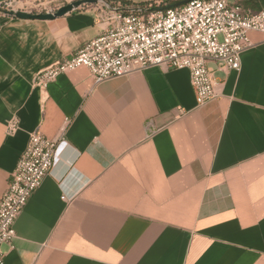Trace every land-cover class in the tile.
<instances>
[{"label": "crops", "instance_id": "1", "mask_svg": "<svg viewBox=\"0 0 264 264\" xmlns=\"http://www.w3.org/2000/svg\"><path fill=\"white\" fill-rule=\"evenodd\" d=\"M103 1L46 21L0 12V199L30 134L57 142L5 264H264V34L203 105L186 69L94 85L80 67L33 86L109 28L108 7L177 2Z\"/></svg>", "mask_w": 264, "mask_h": 264}, {"label": "built area", "instance_id": "2", "mask_svg": "<svg viewBox=\"0 0 264 264\" xmlns=\"http://www.w3.org/2000/svg\"><path fill=\"white\" fill-rule=\"evenodd\" d=\"M242 1L191 0L162 11L152 5L108 7L109 28L71 58L40 71L33 86L44 90L58 75L80 67L89 70L94 85L150 68L186 69L196 102L203 105L217 98L216 72L238 71L241 55L253 47L250 33L264 34V9H244ZM18 127L13 118L7 132L13 134ZM56 152L55 140L30 134L0 199V264H5L3 247L15 238L18 215L53 169Z\"/></svg>", "mask_w": 264, "mask_h": 264}, {"label": "water", "instance_id": "3", "mask_svg": "<svg viewBox=\"0 0 264 264\" xmlns=\"http://www.w3.org/2000/svg\"><path fill=\"white\" fill-rule=\"evenodd\" d=\"M191 0H180L176 3L166 5L163 7H159L158 10H168L171 8L179 7L184 4H187ZM97 0H77L70 4H67L61 8H59L55 12H47V13H38L32 14L24 11H14V10H1L0 12L3 13L7 17L17 18V19H24V20H55L57 18L63 17L66 14L73 12L74 10L79 9L83 5L87 4H96Z\"/></svg>", "mask_w": 264, "mask_h": 264}, {"label": "rangeland", "instance_id": "4", "mask_svg": "<svg viewBox=\"0 0 264 264\" xmlns=\"http://www.w3.org/2000/svg\"><path fill=\"white\" fill-rule=\"evenodd\" d=\"M77 0H10L0 7L1 10H14V11H24L32 14L38 13H47V12H55L59 8L70 4ZM103 0H97L96 4H87L83 5L80 8L87 7L90 5H102ZM79 8V9H80Z\"/></svg>", "mask_w": 264, "mask_h": 264}, {"label": "trees", "instance_id": "5", "mask_svg": "<svg viewBox=\"0 0 264 264\" xmlns=\"http://www.w3.org/2000/svg\"><path fill=\"white\" fill-rule=\"evenodd\" d=\"M113 4H114V2H113ZM241 5L244 9H249V10L253 11L254 0H243L241 2ZM141 6H143V5H141Z\"/></svg>", "mask_w": 264, "mask_h": 264}]
</instances>
